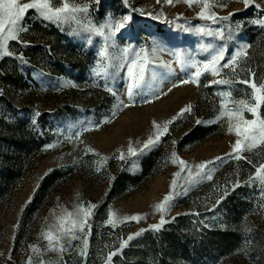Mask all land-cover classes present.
<instances>
[{
	"label": "rangeland",
	"instance_id": "1",
	"mask_svg": "<svg viewBox=\"0 0 264 264\" xmlns=\"http://www.w3.org/2000/svg\"><path fill=\"white\" fill-rule=\"evenodd\" d=\"M76 2L88 8L77 14L80 23L51 22L28 10L22 21L27 30L8 42L11 55L0 58V264H264V185L255 178L264 145L229 155L238 138L228 132V118L220 117L221 101L231 100L221 93L240 99L251 88L238 81L264 83V24L257 22L264 21V0L247 7L242 0L214 4L215 23L198 17L201 3ZM125 16L131 20L115 30ZM86 24L113 34L106 40L85 31ZM221 30L223 40L215 35ZM154 46L145 88L129 100V61L142 49L151 57ZM221 47V65L237 51L245 55L221 67L220 75L202 73L199 87L180 84L195 71L190 66ZM188 105L191 112L178 116ZM153 121L161 128L172 123L155 146L141 151L155 137ZM173 153L193 175L173 163ZM210 161L194 175L196 165ZM169 194L171 207L158 211ZM89 205L96 207L84 231L73 229L75 239L63 235L50 250L44 233L59 234L61 220L70 227L68 213ZM110 212L120 221L115 226L108 223ZM133 216L139 221L124 219ZM162 217L159 230L152 228Z\"/></svg>",
	"mask_w": 264,
	"mask_h": 264
},
{
	"label": "snow or ice",
	"instance_id": "2",
	"mask_svg": "<svg viewBox=\"0 0 264 264\" xmlns=\"http://www.w3.org/2000/svg\"><path fill=\"white\" fill-rule=\"evenodd\" d=\"M174 2H182L187 4L190 8L193 4L201 3L202 8L201 11L197 14L198 17L202 20H211L213 23L217 21V15L215 12L209 11L211 7L214 6V4H219L221 7L224 6L223 0H157V3H166L168 5H173ZM242 2L245 4V6H249L252 3V0H242ZM125 3H128V0H125ZM57 4L59 6H57ZM259 7V5H257ZM28 10H35L36 13L42 17L45 20L56 22V23H64L69 20L76 21L77 23H80L77 14L79 13H87L88 8L85 5L84 7H80L76 0H31V2H21V0H0V58H3L5 56L11 55V52L8 48V42L9 41H17L19 39V34L21 32L26 31L27 29L23 26V19L25 17V14L28 12ZM135 11V10H134ZM232 13L229 14L231 16ZM229 17H222V19L227 20ZM131 20L130 16H125L120 22L116 23L112 27L115 30H119L125 27V25L128 23V21ZM258 23L264 24V21H257ZM84 30L89 31L92 33H95L96 35L104 37L106 40L110 39L112 32L105 34V27L103 25L101 26H91L89 24L84 25ZM197 32L201 34L206 35H213L212 32L208 31L206 28L199 27L196 29ZM216 36H218L219 39H224V33L223 31H218L215 33ZM22 42V41H21ZM23 43V42H22ZM129 48H124L121 52V58L124 60L128 59L129 55ZM143 52V55L141 53H136V58L129 61L131 67L128 68V76L130 79V83L127 85L126 89V95L129 100H131L134 95H136L138 92L143 90L146 85V73L148 71L149 65L152 63V60L156 58L157 53V47H153L152 49V55L151 57L147 54V52H144V50H141ZM245 55V52L243 50L237 51L235 55L232 57L230 62H225L224 64H220L222 60L225 58V52L223 47L217 49L215 51V54L211 56V58L205 62H203L201 65H194L190 67H194L195 71L191 74V78L183 79L180 81V84L186 85L189 83L195 84L196 86H200L199 78L202 75V73L205 72H211L213 76L220 75V68L221 67H229L230 64H235L236 61ZM100 56L102 59L107 58V51H102L100 53ZM22 59V58H21ZM179 61V57H177ZM107 67V65L105 66ZM235 71V69H232ZM237 81H228V80H216L212 83L216 84H230V83H236ZM241 84L247 85L249 88H251V93H249L247 96L235 99L232 98L231 91L223 92L220 95L224 98H231L229 101L228 99L221 101V111H220V117H227V125H228V132L233 133L238 138L235 141V144L232 145V153H229V155H232L234 153H240L244 150H251L257 145H264V83L257 84L253 80H240L238 81ZM179 86L177 84H173L172 87ZM108 91H112L111 88L107 89ZM168 91H171V88L168 89ZM113 95H116L115 92H112ZM158 98V97H157ZM228 102L234 103L237 105L235 109H228L227 104ZM121 103H123L121 101ZM127 106V105H125ZM192 110V106L188 105L185 108L181 109V112L178 113V116H183L185 113H189ZM250 113L252 118H245L244 113ZM115 114V113H114ZM175 119V117L173 118ZM233 120L235 123H233ZM172 121H167L163 128L159 124H157L155 121H153V128L156 130L155 137H149L148 140L144 143L143 151L144 149L150 150L151 147L155 146L157 142H159L160 137L163 136L168 132V124H171ZM197 123H201V121L197 120ZM88 151H92L91 149H88ZM128 153L131 155L136 154V150L129 145ZM242 157L237 155L236 159H241ZM119 159H124V154L121 153L119 156ZM222 159V158H217ZM172 161L173 163L179 162L181 166V171H184L185 168L188 170V174L191 176L193 175L191 168L188 167L187 162L180 160L179 157H177L176 153L172 154ZM212 163L206 162L201 163L199 165H196V173L195 176H200L202 172L205 171L207 168V164ZM176 176H179L180 173H176ZM207 179H211V175H206ZM255 178L259 179L261 185H264V164L260 165L255 172ZM191 183V182H190ZM239 186V183L237 182L234 187ZM172 189H175L176 187V180L174 179L171 185ZM264 190V189H262ZM228 192L225 191L224 196H227ZM172 199L171 194L164 197V200L156 205V209L160 212H165L168 210V208L171 207L170 201ZM219 202V201H218ZM96 205H89L88 208H84L83 206L78 207L76 212L74 213H68V217L71 218L69 220L70 227H66L63 220L59 222V227L56 229V231L59 234H54L53 231H48L47 233H44V238L48 241V247L50 250L55 251L56 246L59 245V241L61 239V236L66 234H72V238L75 239L76 236L73 232V229H77L80 232H83L85 229V226L87 224V218L91 216V208H95ZM75 217V218H72ZM125 220L131 219L139 221L140 217L133 216V217H126ZM120 222L118 218H116L115 213H111L109 215V224H113L115 226L116 223ZM165 223V220L163 217L160 220L159 225H153L152 228L159 230L160 226ZM55 227V226H53ZM205 227H208V225H205ZM143 231V230H141ZM140 233H137L136 235H139ZM133 237L129 236L128 240H131ZM84 244V250L82 252V255H86L87 248H88V241L85 239L83 241ZM127 241H125L121 248L126 246ZM33 251L39 252L38 249H36L33 246ZM117 253L113 252L109 255L108 260L111 261L112 257L115 256ZM29 264H31V260H29Z\"/></svg>",
	"mask_w": 264,
	"mask_h": 264
}]
</instances>
